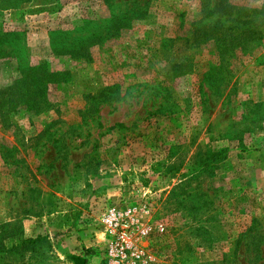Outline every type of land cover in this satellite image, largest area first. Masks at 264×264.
Wrapping results in <instances>:
<instances>
[{"label": "rangeland", "instance_id": "obj_1", "mask_svg": "<svg viewBox=\"0 0 264 264\" xmlns=\"http://www.w3.org/2000/svg\"><path fill=\"white\" fill-rule=\"evenodd\" d=\"M262 5L0 0V264H264Z\"/></svg>", "mask_w": 264, "mask_h": 264}, {"label": "trees", "instance_id": "obj_2", "mask_svg": "<svg viewBox=\"0 0 264 264\" xmlns=\"http://www.w3.org/2000/svg\"><path fill=\"white\" fill-rule=\"evenodd\" d=\"M203 1H209V0H203ZM263 1V5L261 7V9H252V10H248L245 11L247 13H251V16H253L254 19L256 18H262V20H264V0ZM228 8H234L233 6H227L226 9ZM243 10V9H241ZM241 16L239 15L237 17V19H239ZM257 109H262L263 108V104H257L256 106H254ZM46 238L42 237V236H38L35 239H19L15 242H13L12 246L10 248H7L6 245H4L3 243L0 244L1 248L0 252L6 253V254H12V253H16V254H23V253H28V252H35L37 251L38 248H41L43 246H46L49 244L46 243ZM8 256V255H7ZM76 261H80L81 259L75 258ZM84 263H86V260H84Z\"/></svg>", "mask_w": 264, "mask_h": 264}, {"label": "built area", "instance_id": "obj_3", "mask_svg": "<svg viewBox=\"0 0 264 264\" xmlns=\"http://www.w3.org/2000/svg\"><path fill=\"white\" fill-rule=\"evenodd\" d=\"M116 219H108L107 223H109V225L111 227H116L115 224ZM129 245L125 244V243H119L116 245V247L110 248L109 250V258H110V262H106L104 264H126L124 263L126 261L127 258V253L129 252ZM117 256L119 258V263H116L115 260H113V258L111 257H115Z\"/></svg>", "mask_w": 264, "mask_h": 264}]
</instances>
